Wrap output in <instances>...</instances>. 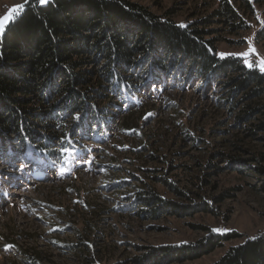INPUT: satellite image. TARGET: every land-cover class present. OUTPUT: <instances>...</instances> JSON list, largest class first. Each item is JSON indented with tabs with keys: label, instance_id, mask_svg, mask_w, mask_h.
I'll list each match as a JSON object with an SVG mask.
<instances>
[{
	"label": "rangeland",
	"instance_id": "obj_1",
	"mask_svg": "<svg viewBox=\"0 0 264 264\" xmlns=\"http://www.w3.org/2000/svg\"><path fill=\"white\" fill-rule=\"evenodd\" d=\"M25 1L0 0V18ZM128 1L157 15L170 13L185 24L208 17L220 0ZM249 22L251 27L239 33L217 22L207 29L219 39V54L239 55L259 66L264 62V40L258 36L264 0ZM164 83V91L147 88L142 96L152 105V113L140 123L142 139H128L120 131L123 115L114 109L111 129L104 132L109 142L86 139V149L72 152L70 160L59 156L54 164L31 155H0V264H30L29 255L38 257L39 264H79L82 244L98 264H214L231 247L264 233V178L247 167L254 155L264 157V131L247 137L251 124L238 122L242 107L233 114L223 110L220 98L228 88L222 82L208 86L195 78L178 84L169 77ZM177 123L203 135L225 156L212 159L209 149L193 145L175 128ZM209 160L222 170L209 168ZM146 186L175 207L172 212L137 215L134 194ZM90 206L103 212L89 213ZM179 207L185 212L176 211ZM86 220L94 230L85 229ZM216 228L229 231H213ZM212 233L233 238L195 258H148L155 249L198 245Z\"/></svg>",
	"mask_w": 264,
	"mask_h": 264
},
{
	"label": "trees",
	"instance_id": "obj_2",
	"mask_svg": "<svg viewBox=\"0 0 264 264\" xmlns=\"http://www.w3.org/2000/svg\"><path fill=\"white\" fill-rule=\"evenodd\" d=\"M260 1L220 0L208 17L185 24L170 13L157 15L128 0H48L43 5L39 0L25 1L19 17L0 34V155L17 159L31 155L56 164L57 157L67 155L62 147L81 153L86 139L108 143L104 132L111 129L114 109L123 115L120 131L128 139H142L140 123L152 113V105L142 96L147 88L164 91L169 77L181 84L195 78L208 86L222 82L228 91L220 106L228 114L242 107L238 122H249L246 136L256 137L264 131V70L256 64L249 67L239 55L222 58L219 39L207 26L217 22L232 33L246 30ZM258 36L264 40V23ZM76 113L79 121L73 119ZM255 118L259 120L252 122ZM175 128L193 145L209 149L212 159L225 156L203 135L185 130L181 123ZM69 135L71 145L62 139ZM247 161V167L264 178L263 155ZM207 166L222 170L212 160ZM163 181L185 195L170 180ZM260 189L264 191V179ZM134 196L133 208L141 217L172 212L173 206L151 186L139 188ZM96 211L89 207V213L103 212ZM85 223L88 231L95 229L89 220ZM232 238L212 233L198 245L155 249L148 258H195ZM82 245L77 250L79 264H98ZM28 260L40 261L31 255ZM214 264H264V233L231 247Z\"/></svg>",
	"mask_w": 264,
	"mask_h": 264
},
{
	"label": "snow or ice",
	"instance_id": "obj_3",
	"mask_svg": "<svg viewBox=\"0 0 264 264\" xmlns=\"http://www.w3.org/2000/svg\"><path fill=\"white\" fill-rule=\"evenodd\" d=\"M30 2H31V0H26V3H30ZM39 3L41 5H43V4L48 3V0H39ZM23 8H24V5H20V6L16 7V8H14V9H12V11L9 12V14L7 16H5L3 18H0V31L3 30L5 24L9 23L10 21H14L15 19H17L19 17L20 13L22 12ZM252 51L254 52L255 49L253 48ZM224 55L225 54H221L222 58H223ZM245 55H247V54H245ZM248 66L249 67H253V64L251 62H249ZM259 66H260L261 70H264V62H262ZM73 119L76 120V121H79L80 114L76 113L74 115ZM62 139L67 141V143L69 145H71L72 137L70 135L62 137ZM60 151L62 153H66L67 154L64 157L65 160H70L71 159V153H72L73 150L70 147H62L60 149ZM68 170H70V169H68ZM213 231H215V232H226V231H229V229L216 228V229H213ZM250 239H255V237H251Z\"/></svg>",
	"mask_w": 264,
	"mask_h": 264
}]
</instances>
